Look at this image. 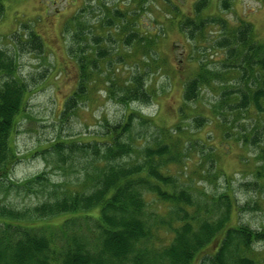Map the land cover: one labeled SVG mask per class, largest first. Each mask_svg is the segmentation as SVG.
Wrapping results in <instances>:
<instances>
[{"label": "rangeland", "instance_id": "1", "mask_svg": "<svg viewBox=\"0 0 264 264\" xmlns=\"http://www.w3.org/2000/svg\"><path fill=\"white\" fill-rule=\"evenodd\" d=\"M197 1L142 0L140 7L135 0H6L0 19V48L15 56L18 75L31 91L13 135L20 160L11 169L9 183L21 185L45 176L49 182L68 186L79 178V166L70 168L69 160L65 165L54 163V157L46 152L59 140H102L120 126L122 141L138 147L121 159L123 164H140L146 159L147 146L163 143L173 134L168 141L171 155L161 161L163 171L194 192V204L202 208L201 213L207 217L208 209L217 221L219 211L226 209L219 199L229 193L234 205L226 225L264 233V119L259 124L258 115L237 117L231 113L218 119L211 107L219 98L218 86L204 89L197 102L183 108L184 112L180 110L185 83L196 76L199 65L204 62L211 69L220 67L223 51L215 43L228 32L211 21L222 17L228 26L235 27L250 23L258 39L264 41V0H210L200 14L207 22L204 31L191 37L187 34L192 29L183 21L194 16ZM119 12L122 16L115 17ZM109 16L116 20L106 27ZM128 31L153 39L152 49L125 45ZM34 34L44 44L42 51L34 44ZM81 46L85 51L105 48L116 53L105 59L112 61L117 77L126 83L131 76L142 74L150 99L122 103V85L114 89L115 96L108 81L101 80L75 108L66 111L65 103L80 76L70 48L81 54ZM123 50L127 58L120 62L117 55ZM130 56L133 59H128ZM100 61L104 74L105 60ZM130 114H141L151 121L130 120ZM126 120L130 126L124 132L121 126ZM32 190L25 194L14 188L6 201L18 208L38 204L43 188L36 185ZM142 195L146 207L141 219L152 227L154 246L168 244L174 214L156 194L146 191ZM160 217L164 219L156 230ZM219 242L220 238L214 240L205 252L213 255ZM246 253L253 264H264V239L253 243ZM210 255L202 264H218Z\"/></svg>", "mask_w": 264, "mask_h": 264}, {"label": "trees", "instance_id": "2", "mask_svg": "<svg viewBox=\"0 0 264 264\" xmlns=\"http://www.w3.org/2000/svg\"><path fill=\"white\" fill-rule=\"evenodd\" d=\"M5 1L0 0V19L5 12ZM135 1L143 6L142 0ZM209 1L198 0L194 16L184 17L185 27L192 29L187 35L193 37L204 31L207 22L200 14ZM119 16H122L120 12L115 17ZM115 20L106 17V27L113 26ZM211 23H218L228 32L215 43L223 51L220 67L211 69L204 62L199 65L196 76L185 83L180 110L184 112L183 108L197 102L204 89L218 86L219 98L211 106L218 119L223 113L237 117L253 114L259 116L260 124L264 119V41L258 39L250 23L228 26L222 17ZM139 33L128 31L124 44H136L150 51L154 40ZM33 37L36 48L42 51L41 38L36 34ZM79 49L81 54L70 48L71 54L76 55L80 76L76 90L65 103L66 111L75 108L76 102L101 80L108 81L109 91L115 96V90L122 85L119 90L122 103L150 99L142 74L131 76L126 83L117 77L114 64L105 59L116 55L112 50L99 48L90 52L84 46ZM118 53L119 60L125 61L126 51ZM102 59L106 67L104 74L99 66ZM18 74L15 56L0 48V264H194L197 260L202 264L210 255L205 252L207 246H213L210 243L218 238L219 247L209 258L216 259L218 264H253L246 252L253 243L264 239V233L226 225L234 205L232 196L226 193L219 199L226 209L219 211L220 218L216 221L208 209L205 217L202 208L194 204L193 191L183 188L178 178L163 171L161 161L171 155L168 141L173 134L163 143L147 146L146 159L140 164H123L121 159L138 147L135 149L136 144L133 147L134 143L122 141V134L118 133L120 126L112 128L102 140H59L46 152L54 157V163L65 165L69 160L70 168L79 166L82 173L79 178L68 186L49 182L45 176L21 185L10 184L11 169L20 160L13 135L31 92L28 82ZM133 118L151 121L141 114H130L129 119ZM128 121L121 126L124 132L130 126ZM254 126L259 127L256 123ZM36 185L43 188L38 204L18 208L6 201L10 190L16 188L17 192L27 194ZM146 191L156 194L174 214L166 245L154 246L152 227L146 219H141L146 207L142 194ZM192 208L193 212L189 210ZM61 217L62 221L54 224ZM163 219L156 221V230Z\"/></svg>", "mask_w": 264, "mask_h": 264}]
</instances>
